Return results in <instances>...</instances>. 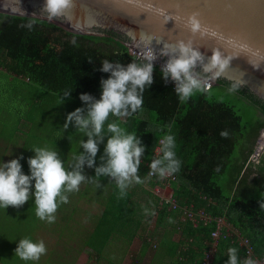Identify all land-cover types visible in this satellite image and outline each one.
Listing matches in <instances>:
<instances>
[{"label":"trees","instance_id":"obj_1","mask_svg":"<svg viewBox=\"0 0 264 264\" xmlns=\"http://www.w3.org/2000/svg\"><path fill=\"white\" fill-rule=\"evenodd\" d=\"M127 48L123 43L99 35L74 33L38 17L0 13V67L28 79V91H22L19 87L21 93L18 95L19 97L24 94L21 99L28 108L37 106L32 103L41 97L43 89L49 94L62 97H65V93L72 92L68 99L80 103L81 94H89L98 100L101 95L100 81L109 76L99 70L104 60L125 65L131 61L138 63L128 53ZM153 68V83L150 87L145 86L141 109L121 119L126 131L134 133L145 146L146 150L141 158L144 162L154 155L160 138L167 134L174 136L175 153L181 164L179 171L173 174L175 177H170L168 181L172 196L176 198L179 206H188L194 211L203 209L211 217L208 221L183 218L181 209L170 208L169 203L164 200L159 202L156 195L157 203L155 202L153 211L157 213L155 222L158 223V218L164 215L170 219L181 216L182 223L177 226L184 232V242L194 249L187 253L192 260L190 264H203L205 254L213 243L216 246L210 264H226L229 248L238 250L240 261L252 259L253 255L264 258V194H258L259 190H264V150L257 163L248 160L253 152L252 144L259 134L258 131L264 128V103L230 81L218 79L214 83L231 89L234 94L255 107L257 115L252 121L251 129L244 135L245 126L241 125L232 105L210 98L213 85L181 101L173 91L170 81L162 78L161 70L158 67ZM9 115L13 122L7 120L6 116V153L10 154L11 160L22 157L19 161L21 170L23 174H30L26 166L28 163L21 152L24 139L19 143L18 138L20 134H23V138V132H26L20 122L26 120L33 126L30 122L32 119L22 112L14 115V118L12 114ZM221 131H227L228 136L221 137ZM239 139L241 142L235 156ZM9 147L11 148L7 149ZM16 148L20 153H11V149ZM161 156L160 152L156 158ZM138 173L150 186L162 185L159 176L146 175L143 163ZM224 175L228 178L227 193H224L219 183V179ZM101 179L104 185L112 187L108 193L112 201H106V208L94 216L89 209L83 210L87 216L85 221L92 223L91 230L82 231L80 218L76 217L73 211L78 209L77 202L91 193L98 199L95 191L98 189L96 187H103L101 185L80 184L78 191L66 193L68 203H61L54 215L56 218V214L62 210V218H69L76 229L74 233L79 235L72 238L77 241H72L90 248L95 264L106 260L112 264L116 262V251L120 256L123 255L131 239L137 235L135 233L142 229L145 215L136 212L135 206L127 203L132 193L125 190V194L121 195L113 179ZM105 188L106 186L101 190L104 191ZM73 197L77 198L76 203H71ZM11 216L14 237H8L6 233L3 238L5 244L0 242V264H13V261L6 259L9 253L4 255L7 248L16 260L29 263L30 261L17 258L14 253L19 240L33 239L32 234L26 235L24 232L25 222L31 226L30 223L35 221L39 231L48 227L54 229L52 225L57 222L49 223L37 217L33 200L27 203L22 213L16 211ZM218 216L224 217V222L230 229L227 231L226 227L222 226L221 236L215 241L211 235L216 227L212 219ZM151 220L152 216L149 215L146 221ZM1 232L6 231L0 230ZM238 234L248 241L251 254H246V248L239 245ZM142 240L146 248L149 245L147 236ZM61 260L65 261L63 255ZM185 260L186 258L182 262L188 261Z\"/></svg>","mask_w":264,"mask_h":264},{"label":"clouds","instance_id":"obj_2","mask_svg":"<svg viewBox=\"0 0 264 264\" xmlns=\"http://www.w3.org/2000/svg\"><path fill=\"white\" fill-rule=\"evenodd\" d=\"M71 3L72 0H44L40 11L47 13L48 19L58 18ZM186 27L193 35L207 32V29H202L196 13L187 17ZM133 39L136 37L133 36ZM139 41L143 43L142 55L146 62L138 64L131 61L125 65L104 60L99 70L109 76L100 81V98L97 100L89 94H81L79 100L85 107L67 114L64 127L67 129L72 124L87 137L86 141H80L83 152L74 156L71 169L64 167V161L57 149L47 147L30 150L34 156L27 160L29 175L23 174L21 170L19 161L22 157L7 163L0 162V207L19 208L32 199L37 217L53 223L59 205L68 203L66 193L78 191L79 185L86 179L98 182L99 177L111 178L116 182L121 195H124L132 183H142L138 171L146 149L140 138L134 133L126 132L115 121L107 123L106 135L105 124L110 115L124 118L141 109L145 86L150 87L153 83V63L157 57H167L166 63L161 67L162 78L174 83V91L181 101L187 100L197 91L206 90L207 80L196 71L198 66L203 73H212L217 77L229 67L230 57L225 56L219 49H212L211 56L206 58L193 47L191 41L165 43L158 53L152 48L154 38L151 35L142 34ZM155 42L160 44V40ZM71 93H65L64 100ZM220 135L226 138L228 132L221 131ZM105 137L107 140L100 156V164L95 166L99 145L104 143ZM160 143L159 151L162 156L152 159L148 167L149 175L164 177L179 171L181 162L176 157L173 135H165ZM85 166L94 168L93 177L84 174ZM145 213L154 215V212L148 213L147 209ZM46 251L42 240L24 238L19 240L14 253L23 261H38ZM226 264L257 262L251 258L240 261L238 250L229 248Z\"/></svg>","mask_w":264,"mask_h":264},{"label":"water","instance_id":"obj_3","mask_svg":"<svg viewBox=\"0 0 264 264\" xmlns=\"http://www.w3.org/2000/svg\"><path fill=\"white\" fill-rule=\"evenodd\" d=\"M43 4L44 0H0V13L38 17L65 30L99 35L141 52L142 34L154 38L152 48L157 53L163 44L178 40L191 41L206 58L212 49H219L230 57L229 67L220 76L203 73L199 66L196 71L214 83L230 81L264 103V0H72L53 19L40 11ZM193 13L202 29H207L203 35H193L186 27ZM157 60L166 63L167 57Z\"/></svg>","mask_w":264,"mask_h":264},{"label":"rangeland","instance_id":"obj_4","mask_svg":"<svg viewBox=\"0 0 264 264\" xmlns=\"http://www.w3.org/2000/svg\"><path fill=\"white\" fill-rule=\"evenodd\" d=\"M22 78L28 80L25 77ZM207 80L211 81L213 85L210 93V98L212 100L222 102L229 106L232 105L235 113L239 116L241 125L245 126L243 134L246 135V133L249 132V130L251 129L254 117L257 115L255 107L252 104L246 102L238 95L234 94L231 89L226 88L220 84H214L210 77ZM29 84H31V82H29ZM26 86L29 85L23 80H21V78H14L13 81L6 82L5 75L3 73H0V155H3L2 157L0 156V161L2 160V163H7L11 160L10 154L6 153V116L7 120L13 122L9 114H12L14 118V115L20 114V112H22L25 116H30L32 119V121L30 122L33 123V126H31L29 129L26 128V132H23L25 133V136L23 137L24 145L22 146L23 151L21 150V152L25 156V162L30 157L34 156V153L30 150L34 149L35 147H47L53 150L57 149L61 159L64 161V167L70 170L74 163V156L77 155L79 152H83V149L80 148V141H86L87 137L84 136L83 132L79 131L78 129H75L72 124H69L66 129L64 127V123L68 113L74 111L77 108L85 107V105L83 103H80L79 101H71L68 98L64 100V97L62 96L56 94H49L48 92H45L44 89L41 87L43 89V91L40 93L41 97L37 99V101H34L32 103L37 104V106L28 108L26 105H24L25 103H23L21 99L24 94H21L18 97V95L21 93L19 91V87L22 89V91H24V89L25 91H28L29 88ZM34 116L36 117L34 118ZM113 121L117 122L123 129L126 130L121 118L110 115L108 121L105 124L106 135L108 134L107 123ZM258 133V136L255 138V141L252 144L253 152L250 154L248 159L253 163H257L259 161L261 152H263L264 150V128L259 129ZM2 140L4 141V143H2ZM106 140L107 137H105L104 143H101L99 145V151L97 153L95 166H99L100 164V156L103 154L104 144L106 143ZM240 142L241 139L238 140V143L236 145V150L234 152L235 156L238 153V147ZM13 149H11V153L18 152V148H16L15 150ZM26 166L27 168H29L28 164ZM93 173L94 168H88L87 166L84 167V174L87 177H92ZM25 175L29 174L26 173ZM138 175L140 177V173H138ZM140 179L142 180V183H132L126 189V191L132 193L131 199H135L137 201V204L142 203L143 205L145 204L144 199L147 196L144 190H148L151 194L154 195V187L150 186L147 181H143V177H140ZM227 179L228 178L226 175L222 176L221 179H219V183L220 185H222L224 193H227ZM82 183L88 186H103L101 188L96 187L98 189H96L95 191V193H98L99 200L102 202H99L98 200H88L90 203L86 202L87 204L83 205H87V208L92 214L103 211L104 208H106V201L108 202L112 200L109 199L108 192H104L101 189H103L104 186L109 188V186L103 184L104 182L101 177L98 178V182L97 180L86 179ZM166 190L170 191L172 189L166 188ZM258 194L262 196L264 194V190H259ZM30 201L32 200H29L24 205L17 208V210L11 206L6 209H4L3 207L0 209V230L6 231L0 233L1 243L5 244L3 238L6 237V233L8 237H14V235H12L13 230L11 222V218L13 216L11 215L15 214L16 211L22 213L23 209L25 208L27 203H30ZM76 202L77 198L73 197V199H71V203ZM127 203L132 204L133 202L127 201ZM73 213L76 216H80V211L78 209H75ZM55 221L57 222V224L53 223L52 225L54 229L52 227H48L45 230L39 231L35 221L30 223L31 226L28 225V222H25L26 226H23L26 235L32 234L33 241L42 240L46 244L47 251L44 255L40 257L38 261H30L29 263H24L20 260H16L15 256L11 253V250L9 248H7L6 252L4 253L5 256L6 253H9V256H6L7 261H13V264H95L93 251L88 247H82L83 244H79V242H73L77 241L75 239H72L73 236L78 237L79 235L74 233L76 232V229L73 228L74 224H71L69 218H62V210L56 214ZM151 221L147 222L143 220L144 223L140 235L147 236L150 238V234L153 230V223L151 226ZM87 223L89 229L92 228L91 221H87ZM137 244L138 242L136 243V246ZM79 245H81V247H79ZM133 245L134 244L129 245V250L126 255L127 258L123 264H130V260L133 259H130V256L135 257L136 254L135 251H133L135 247H132ZM112 247L114 248V245H112ZM151 247H154V244L151 245ZM151 253V249L148 252L145 251L141 257V261L139 264H146L147 257ZM62 255L65 261L61 260ZM119 255L120 253L116 251L115 259H117ZM102 262L103 261H101V264H104V262Z\"/></svg>","mask_w":264,"mask_h":264},{"label":"crops","instance_id":"obj_5","mask_svg":"<svg viewBox=\"0 0 264 264\" xmlns=\"http://www.w3.org/2000/svg\"><path fill=\"white\" fill-rule=\"evenodd\" d=\"M0 73H3L6 77V82H10L13 81L14 78L19 79L21 78V80H23L25 83L27 80L23 79L21 76L12 74L8 71H6L3 67H0ZM37 101V100H34ZM36 116H34L35 118ZM20 126H23V128H25L24 130H26V128H30L31 124L28 123V121L24 120L20 122ZM23 134H20L19 136V143H22L23 138H22ZM11 147L7 148L10 149ZM82 185V183H81ZM141 185V184H140ZM108 187L105 188L104 192L107 191L108 193L111 191L110 188H112L110 185L107 184ZM148 191V190H146ZM145 192V191H144ZM149 192V191H148ZM98 196V193H96ZM147 196L145 197L144 201L145 204L142 205V203L137 204V201L134 199L130 198V201L133 202L132 205L135 206V208L137 209L136 212L141 213L142 215H145L143 217V220L146 221L147 217L149 215L152 216V221H151V226L153 223V230L152 233L150 234V238H148L147 242L149 243V245L144 248L143 245V240H139V239H143V235L141 236V232L142 229L140 231H136L137 235L134 236L133 239H131L130 244L132 245L134 244L132 247H135V249L133 251H135V257L130 256V264H139L141 261V257L143 255V253L146 251L148 252L150 249L152 250V253L148 255L147 260H146V264H190V262H192V260H190L189 258H191L187 253L189 251L194 250L193 247H189L188 244H186L184 242L185 239V235L184 232L180 230V228H178V223H182V218L181 216L179 217H173L176 219H170L168 216L164 215L162 218H158V223L155 222V218H156V214L154 212L153 214H146L145 213V209L148 210V213H153L154 208H155V202L157 203V199L155 198V196L153 194H149L147 193ZM90 198H94V199H90ZM103 198V197H102ZM104 199V198H103ZM88 200H99V196L98 199L95 198L94 194H89L88 196L83 197L82 199H80L77 204H78V210L80 211V216H76L80 218V221L82 223V231L83 230H87L88 228V223L87 221H85L86 219V214L83 213V210L88 209L87 205L83 206L86 203V201L88 202ZM160 202V199H158ZM102 202V201H101ZM141 205V206H140ZM138 206V207H137ZM140 206V207H139ZM92 214V213H91ZM75 216V215H74ZM92 216H94V214H92ZM144 223V222H143ZM143 225V224H142ZM138 242L137 246L136 243ZM154 244V247H151V245ZM129 245L127 246L126 252L123 255H119L116 259V262L112 263V264H123L126 260V255L127 252L129 250ZM189 248V249H188ZM181 255V256H180ZM254 257V255H253ZM257 257V256H256ZM186 258V260L188 259L187 262H182L184 259ZM257 258H261V257H257ZM198 260H201L200 258L197 257ZM185 260V261H186ZM104 264H109V262L103 261ZM102 262V263H103Z\"/></svg>","mask_w":264,"mask_h":264},{"label":"built area","instance_id":"obj_6","mask_svg":"<svg viewBox=\"0 0 264 264\" xmlns=\"http://www.w3.org/2000/svg\"><path fill=\"white\" fill-rule=\"evenodd\" d=\"M127 51L128 53L138 62V63H145L146 61L144 60L143 58V55H142V52L141 51H138L132 47H128L127 48ZM165 63L159 61V60H155L154 63H153V66L154 67H158L159 70H161V67L162 65H164ZM208 78H206L207 80ZM170 83H171V87L174 91V83L169 80ZM212 86V82L207 80V86H206V89H209L210 87ZM163 138H160L159 139V143H158V146H156L155 148V151H154V155L150 157V160L147 161V162H144L142 159H141V163L144 164V166L146 167V175L147 176H150V177H153L155 175H149V163L152 159H156V157L160 154V147H161V143L160 141L162 140ZM173 178L175 176H173V174L171 175H165L164 177H159L160 178V181L162 183V185H159V184H156V185H153L154 187V194L157 195L159 197L160 200H164L166 202L169 203V207L170 208H173V209H181L182 212H183V218H189L191 220H197L198 218L201 219V220H204V221H208V220H211V217L203 210V209H200L199 211H194L191 207H188V206H179L177 201H176V198L172 196V192L171 190L170 191H167L166 188H170V185L168 183L169 181V178ZM214 222H215V229H213L211 235L212 237L216 240H218V238L221 236V233H222V226L226 227V230L228 231V228L224 222V217H214L212 219ZM238 240H239V245L242 246V247H245L246 248V254H251L250 252V248L248 247V241L245 239V238H242L239 234H238ZM214 241V242H215ZM215 243H213V245L211 246V248L206 252L205 254V257L203 259V264H210L211 261H212V258H213V252L215 250ZM252 259H255V261L257 262V264H264V258H257V257H252Z\"/></svg>","mask_w":264,"mask_h":264},{"label":"snow or ice","instance_id":"obj_7","mask_svg":"<svg viewBox=\"0 0 264 264\" xmlns=\"http://www.w3.org/2000/svg\"><path fill=\"white\" fill-rule=\"evenodd\" d=\"M167 20H171V18H170V16H168V19ZM165 24V23H164ZM213 35H216L215 33H213ZM221 39H223L222 37H221Z\"/></svg>","mask_w":264,"mask_h":264}]
</instances>
